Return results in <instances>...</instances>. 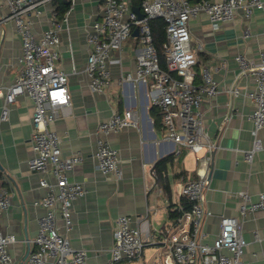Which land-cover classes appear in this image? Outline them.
Instances as JSON below:
<instances>
[{
    "label": "crops",
    "instance_id": "crops-1",
    "mask_svg": "<svg viewBox=\"0 0 264 264\" xmlns=\"http://www.w3.org/2000/svg\"><path fill=\"white\" fill-rule=\"evenodd\" d=\"M55 1L43 6L44 13L36 18V37L48 27L47 18L56 7ZM67 1L70 8L60 32L57 65L69 74L73 113L51 122L49 127L60 135L65 156L78 153L83 156L68 174L70 180L82 182L86 187V194L73 203V227L68 235L74 247L87 250L88 264H109L117 218L129 214L136 224L148 214L154 242L145 245L141 259L118 264H164L168 253L164 239L176 228L171 212L183 209L188 202L181 195V185L198 177L195 155L185 148L176 153L179 145L163 137L161 112L154 104L148 83L118 82L122 76L136 72V52L141 47L137 27L124 41L122 50L110 54L108 68L113 85L103 92L89 88L85 72L89 54L87 35L93 22L103 14V0H74L73 4L72 0ZM7 12L9 8L0 5V117L2 91L20 71L19 57L23 54L22 37L15 23L3 18ZM190 32L198 56L197 71L210 66L219 84L218 94L206 98L203 104L206 131L216 144L205 194L213 214L203 222L204 241L212 242L217 237L222 214L238 216L248 243L244 264H264V210L244 216L240 212L244 202L257 201L264 194V149L253 151L251 160L246 157V152L254 147L255 137L249 118L254 102L245 92L254 88V79L251 73H241L235 58L241 53L250 60L259 59L264 48V12L255 8L252 16L246 18L240 8L232 20L222 22L218 28H213L206 14H200L191 19ZM234 87H239L241 93L234 94ZM125 109L137 111L140 125L107 135L110 144L120 152L122 178L118 179L97 168L96 131L99 122ZM34 110L33 100L21 94L10 105L8 118L0 119V193L6 190L11 198L10 208L0 217V228L4 234L16 236L9 249L13 260L8 264H26L39 218L45 213L34 201L45 194L39 180L47 175L29 164L34 154ZM259 136L264 139V129L259 130ZM164 158L166 169L160 179L156 164ZM242 191L248 193L249 200L239 195ZM59 225L66 234L61 218Z\"/></svg>",
    "mask_w": 264,
    "mask_h": 264
},
{
    "label": "built area",
    "instance_id": "built-area-1",
    "mask_svg": "<svg viewBox=\"0 0 264 264\" xmlns=\"http://www.w3.org/2000/svg\"><path fill=\"white\" fill-rule=\"evenodd\" d=\"M51 1L0 0V5L9 8L3 18L15 23L23 41L20 71L2 91L4 103L0 119L8 118L10 105L19 95L25 94L33 100L34 154L29 164L47 176L39 180L46 192L34 201V205L43 207L45 213L39 218L38 232L31 240L26 264H88L87 250L74 247L68 235L73 227V203L86 194L85 185L70 180L68 174L83 156L79 153L65 156L60 135L49 127L51 122L73 113L69 74L57 65L60 32L64 25L63 20L57 18L56 7L51 9L47 18L48 27L40 37L35 36L36 18L44 13L42 7ZM240 8L246 18H250L255 8L264 12V0H144L142 18L133 9L132 0H103V14L88 31L89 54L85 72L89 77V88L103 92L114 83L108 68L111 52L121 51L124 41L132 35L135 27L138 28L141 47L136 52V72L122 76L118 82L149 84L154 104L161 112L163 137L179 145L176 153L181 152L180 148L193 152L199 166L198 177L181 185V195L187 198L189 207L181 209L176 228L164 239L168 248L164 264H244L243 255L248 243L243 235V222L238 216L222 214L219 234L212 242L204 241L203 222L213 214L206 204L205 194L210 185V166L216 144L206 131L203 104L206 98L218 94L219 84L208 65L202 67L200 82L196 81L198 56L193 50L190 32L191 19L200 14H206L213 28H218L222 22L232 20ZM68 13L69 10L65 20ZM156 17L163 18L166 23V68L161 64L154 43L151 19ZM235 58L241 73H251L254 79V88L245 92L254 102V109L249 114L253 122L254 147L246 152V157L251 160L253 151L264 149V139L259 136V130L264 129V48L257 61L241 53ZM232 91L236 95L241 93L239 87ZM139 125L135 109L115 111L108 119L99 122L96 161L97 168L104 174L122 178L120 152L110 144L107 135ZM239 195L246 201L250 199L247 192H239ZM10 205V195L4 190L0 193V217ZM258 210H264V194L257 201L249 200L240 207L242 216ZM59 218L66 234L61 232ZM133 221L129 214L117 218L109 264L139 260L145 245L154 242L148 214L140 217L136 224ZM15 241L14 234H4L0 228V264L12 262L9 249Z\"/></svg>",
    "mask_w": 264,
    "mask_h": 264
},
{
    "label": "trees",
    "instance_id": "trees-1",
    "mask_svg": "<svg viewBox=\"0 0 264 264\" xmlns=\"http://www.w3.org/2000/svg\"><path fill=\"white\" fill-rule=\"evenodd\" d=\"M143 1L144 0H132V5L135 8L141 9ZM190 1L191 2H197L199 0H190ZM55 2H56L55 3L56 8H57V18L59 20H63L66 12L70 8V6H69L70 2L68 3L67 0H56ZM151 27H152V31H153L154 43H155V46L157 47V50L159 52L161 64L164 68H166V59H165V50H164V43L167 39L166 23H165L163 18L156 17V18L151 19ZM198 63H197V65H198ZM197 65L195 66V69H196ZM199 76H200V79L198 81L197 78ZM200 80H201V71H197V69H196V81L200 82ZM166 161H167V158H164L156 164L157 173H158V176L160 179L162 178L163 173L166 169V165H165ZM187 207H189L188 202H186L184 208H187ZM181 213H182V210H180L179 208H176L175 210H173L171 212V217L173 219L177 220V218L181 215Z\"/></svg>",
    "mask_w": 264,
    "mask_h": 264
},
{
    "label": "water",
    "instance_id": "water-1",
    "mask_svg": "<svg viewBox=\"0 0 264 264\" xmlns=\"http://www.w3.org/2000/svg\"><path fill=\"white\" fill-rule=\"evenodd\" d=\"M134 10L138 13V15H139L140 18L143 17L144 14H143V12L141 11L140 8H135V7H134ZM28 253H29V252H28ZM27 255H28V254H27Z\"/></svg>",
    "mask_w": 264,
    "mask_h": 264
},
{
    "label": "rangeland",
    "instance_id": "rangeland-1",
    "mask_svg": "<svg viewBox=\"0 0 264 264\" xmlns=\"http://www.w3.org/2000/svg\"><path fill=\"white\" fill-rule=\"evenodd\" d=\"M192 153V152H191Z\"/></svg>",
    "mask_w": 264,
    "mask_h": 264
}]
</instances>
